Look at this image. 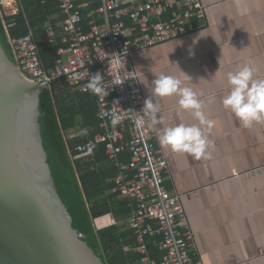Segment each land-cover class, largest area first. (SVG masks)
I'll use <instances>...</instances> for the list:
<instances>
[{"label":"crops","instance_id":"crops-1","mask_svg":"<svg viewBox=\"0 0 264 264\" xmlns=\"http://www.w3.org/2000/svg\"><path fill=\"white\" fill-rule=\"evenodd\" d=\"M201 1L206 5L205 17L195 21L196 29L133 50L131 64L145 99L156 77L171 75L197 94L206 118L214 122L205 130L214 145L208 149L211 159L163 149L158 143L162 129L198 122L191 111L178 108V96L154 97L160 109L154 126L156 143L168 154L166 184L173 192H197L182 196L180 202L201 263L264 264L260 255L264 249V121L244 128L222 105L229 91L228 73L251 61L254 78L264 79V0H239L247 7L243 16L237 12L238 0ZM190 50L194 55H189ZM88 135L89 129L80 126L67 131L70 139L85 140ZM124 200L111 199L116 214L95 218V228L117 225L119 233L129 232Z\"/></svg>","mask_w":264,"mask_h":264},{"label":"built area","instance_id":"built-area-1","mask_svg":"<svg viewBox=\"0 0 264 264\" xmlns=\"http://www.w3.org/2000/svg\"><path fill=\"white\" fill-rule=\"evenodd\" d=\"M54 1L62 16L55 26L48 23L43 33L36 35L29 30L9 39L15 62L24 75L43 88L61 78L79 91L89 92L85 89L89 77L100 72L104 86L109 87L106 97L93 95L101 131L71 150L75 155L92 156L103 145L108 160L115 163L112 191L128 200L127 225L134 234V251L140 264H202L180 202L182 196L197 192L169 189L168 154L157 145L154 127H148V120L142 128L134 126L145 98L131 53L193 31L195 21L204 20L206 5L201 0ZM18 2L0 0L1 12L15 13ZM73 15L79 17L75 24L71 23ZM40 41L57 48L58 58L52 69L42 63ZM113 114L120 118L116 126L111 125ZM123 151L130 154L127 162L119 159ZM152 235L160 237L159 259L148 247ZM260 255L264 256V249Z\"/></svg>","mask_w":264,"mask_h":264},{"label":"trees","instance_id":"trees-1","mask_svg":"<svg viewBox=\"0 0 264 264\" xmlns=\"http://www.w3.org/2000/svg\"><path fill=\"white\" fill-rule=\"evenodd\" d=\"M61 18L54 0H19L15 13L3 14L0 10V43L8 57L15 61L9 39L21 37L29 30L36 35L43 33L46 24L55 26ZM56 31L59 33V28ZM39 46L44 67L54 68L58 58L56 46H47L45 41H40ZM39 109L47 162L59 196L72 218V226L104 264H140L131 229L123 234L119 233L117 225L96 229L93 223L104 214H116L111 201L119 196L112 191L113 177L117 173L115 163L108 160L103 145H99L92 156L75 155L71 149L84 139L67 136V131L77 126L89 129L88 138L101 131L96 99L90 92L73 91L58 78L51 87L41 89ZM129 158L128 151L119 155L122 162ZM122 204L125 208L128 206L130 212L128 200ZM159 240L158 236L148 237L150 253L156 259L161 255Z\"/></svg>","mask_w":264,"mask_h":264},{"label":"water","instance_id":"water-1","mask_svg":"<svg viewBox=\"0 0 264 264\" xmlns=\"http://www.w3.org/2000/svg\"><path fill=\"white\" fill-rule=\"evenodd\" d=\"M42 88L0 43V264H104L72 226L52 177Z\"/></svg>","mask_w":264,"mask_h":264},{"label":"clouds","instance_id":"clouds-1","mask_svg":"<svg viewBox=\"0 0 264 264\" xmlns=\"http://www.w3.org/2000/svg\"><path fill=\"white\" fill-rule=\"evenodd\" d=\"M236 8L241 16L247 13V7L239 0ZM78 19V15H73L71 23L75 24ZM189 55L194 53L190 50ZM251 64L252 62L249 61L237 71L227 74L229 91L222 99L223 107L229 110L244 128H251L254 123L264 121V79L254 78L256 69ZM187 77L190 79L189 76ZM103 81L100 72H96L89 77L85 89L92 95L106 97L109 87L106 88ZM173 95L179 97L178 108L191 111L198 123L192 125L181 123L164 128L158 136V143L161 148L173 153H186L195 159H211L212 154L208 149L214 145L207 138L205 130H210L214 122L206 118L202 111L203 101L197 98V94L190 87H181V81L174 76L161 74L152 81L151 95L144 100L139 112L141 115L134 119V126L137 129L142 128L146 120L150 121L149 128L158 124L157 114L160 109L158 103L154 102V97L164 98ZM119 123V116L113 114L111 125L116 126Z\"/></svg>","mask_w":264,"mask_h":264},{"label":"rangeland","instance_id":"rangeland-1","mask_svg":"<svg viewBox=\"0 0 264 264\" xmlns=\"http://www.w3.org/2000/svg\"><path fill=\"white\" fill-rule=\"evenodd\" d=\"M8 10V9H7Z\"/></svg>","mask_w":264,"mask_h":264}]
</instances>
